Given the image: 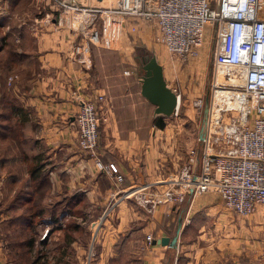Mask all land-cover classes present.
Masks as SVG:
<instances>
[{
    "label": "crops",
    "instance_id": "0c3cea01",
    "mask_svg": "<svg viewBox=\"0 0 264 264\" xmlns=\"http://www.w3.org/2000/svg\"><path fill=\"white\" fill-rule=\"evenodd\" d=\"M4 1L0 70L14 83L0 80V264H264L255 262L256 248L264 246L262 211L239 217L213 192L150 212L129 197L132 187L162 190L177 170L175 154L158 152L165 127L141 94L143 70L112 71L109 56L101 54L108 48L103 37L94 38V52L79 61L72 46L83 43L80 28L70 33V26L46 24L41 17L13 21L20 9ZM111 45L120 54L130 49L125 38ZM99 94L105 96L99 157L124 177V192L114 198L110 177L77 147L80 99ZM25 205L40 211L20 218ZM179 221L176 247L153 243L172 238ZM12 232L25 240H15ZM16 245L38 251V260L14 259Z\"/></svg>",
    "mask_w": 264,
    "mask_h": 264
},
{
    "label": "built area",
    "instance_id": "2783aa9c",
    "mask_svg": "<svg viewBox=\"0 0 264 264\" xmlns=\"http://www.w3.org/2000/svg\"><path fill=\"white\" fill-rule=\"evenodd\" d=\"M53 2L64 11L86 7L78 0ZM113 2L105 5V12L155 21L159 40L182 60L197 56L213 40L207 126L204 139L197 137L201 148L187 150L165 188L132 187L129 197L150 212L162 204L177 206L188 195L213 192L239 217L264 210V0ZM76 48L73 55L84 62L88 42ZM104 101L102 94L80 99L74 123L78 149L110 177L114 198L124 192V177L99 157L98 109ZM48 232L43 229L40 239ZM152 239L146 235L147 245Z\"/></svg>",
    "mask_w": 264,
    "mask_h": 264
},
{
    "label": "rangeland",
    "instance_id": "374dc122",
    "mask_svg": "<svg viewBox=\"0 0 264 264\" xmlns=\"http://www.w3.org/2000/svg\"><path fill=\"white\" fill-rule=\"evenodd\" d=\"M78 1L81 6L86 7H82L79 12H73L70 10L64 11V8L57 6L53 0H11V3H15L20 9V11L14 10V18L12 20L17 21L18 17L21 19L23 16H30L32 18L30 20L33 23L37 18L41 20V17L43 21H46V24L56 22L57 24H63L62 27L64 26V28L70 26L69 32L80 28L79 40L83 43L79 46L81 47L85 44V41L88 42L87 56L94 52L92 48L95 45L91 43L94 38H106L108 40V48L104 49L101 54L107 53L105 56H109L112 71H124L133 67L138 72H141L143 59L151 56L156 57L158 63L163 67L164 79L167 85L180 95L179 104L174 114L171 116L159 115L160 121L165 120V128H162L158 133L160 135L159 142L162 143L159 144L158 152L162 155L164 153L165 156H170L172 153L175 154L176 158L173 163L178 169L184 163L188 149L201 148L197 137L202 124L205 101L210 94V83L213 73V40L210 45L204 43L197 56L182 60L168 52L159 40L155 21L126 16L121 17L112 12H105V5L100 3L102 0ZM111 1L113 2V0H108V2ZM2 3H5V1L0 0V13L2 12ZM37 7L42 10L40 14ZM0 16H2V13ZM119 38H125L130 42V49L127 48V50L121 51V54L118 51H114L117 47L116 45H111L112 42H118ZM79 46H72V53H76V49H78L76 47ZM74 55H77V58L79 57V54ZM129 59H132V61L128 62ZM131 63L133 65H130ZM1 68H4L2 63H0ZM7 75L4 76L0 70V80L6 81L8 86H12V82L14 83L13 78L7 77ZM98 116L100 120L99 109ZM166 162L168 164L171 161ZM258 211L263 212L258 214V217L264 219V210L257 209L255 212ZM242 224L247 226L246 223ZM257 225H262V222H258ZM4 229L6 228L4 227ZM263 231L255 230L256 236L257 234L262 236ZM0 232H2V229ZM3 237L6 238L5 235ZM257 245L255 246L257 247ZM256 249L260 253L255 262L264 263V259L261 257L264 246L259 245V248L257 247ZM36 257V252L31 253L30 256L15 252L14 259L30 262Z\"/></svg>",
    "mask_w": 264,
    "mask_h": 264
},
{
    "label": "water",
    "instance_id": "95a60500",
    "mask_svg": "<svg viewBox=\"0 0 264 264\" xmlns=\"http://www.w3.org/2000/svg\"><path fill=\"white\" fill-rule=\"evenodd\" d=\"M143 74L141 76V94L152 105L155 106L154 113L156 115L171 116L174 114L179 102L177 94L167 85L164 79L163 67L158 63L156 57L151 56L142 61ZM208 116V99L205 101L203 108V119L198 137L204 139ZM181 222H178L175 235L172 238L161 237L153 243L160 245H169L176 247L178 233L180 231Z\"/></svg>",
    "mask_w": 264,
    "mask_h": 264
},
{
    "label": "trees",
    "instance_id": "16d2710c",
    "mask_svg": "<svg viewBox=\"0 0 264 264\" xmlns=\"http://www.w3.org/2000/svg\"><path fill=\"white\" fill-rule=\"evenodd\" d=\"M158 126L161 128V127H163L164 126V124L162 123V121H160L159 123H158ZM35 208V206H28V205H25L24 206V208H23V210H22V212H21V216L22 217H20V218H23V216L24 217H27V216H30V215H32V214H34V213H37V212H39L40 211V209L37 207V210H35L34 209ZM33 216V215H32ZM27 220H28V218H27ZM19 223L21 224L22 223V221L21 220H19ZM27 223H29V222H27ZM30 224H31V221H30ZM30 224H27L28 226H26V225H24L25 227H30ZM17 228V227H16ZM16 230H18V229H16ZM12 234L14 235V239L15 240H25V237H23V236H17V235H19L18 233H16V232H12ZM32 240V239H31ZM28 242H30V240L28 241ZM15 250L18 252V253H20V254H25V255H29L30 256V250H28V251H26V252H24L23 251V249H22V247L21 246H19V245H16V247H15ZM36 253H37V257H36V259H38L39 258V255H38V251H36Z\"/></svg>",
    "mask_w": 264,
    "mask_h": 264
},
{
    "label": "bare ground",
    "instance_id": "6f19581e",
    "mask_svg": "<svg viewBox=\"0 0 264 264\" xmlns=\"http://www.w3.org/2000/svg\"><path fill=\"white\" fill-rule=\"evenodd\" d=\"M100 3L103 4V5H110V4L112 5L113 4L112 1L108 2V0H102ZM178 102H179V100H178Z\"/></svg>",
    "mask_w": 264,
    "mask_h": 264
}]
</instances>
